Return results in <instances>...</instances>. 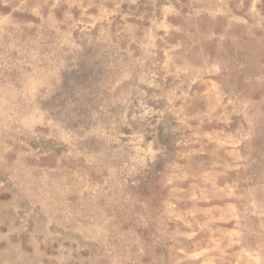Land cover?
Returning <instances> with one entry per match:
<instances>
[{
    "label": "rangeland",
    "instance_id": "rangeland-1",
    "mask_svg": "<svg viewBox=\"0 0 264 264\" xmlns=\"http://www.w3.org/2000/svg\"><path fill=\"white\" fill-rule=\"evenodd\" d=\"M0 264H264V0H0Z\"/></svg>",
    "mask_w": 264,
    "mask_h": 264
}]
</instances>
